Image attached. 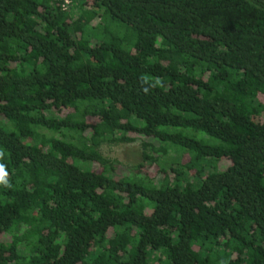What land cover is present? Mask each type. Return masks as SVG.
<instances>
[{
	"label": "trees",
	"instance_id": "obj_1",
	"mask_svg": "<svg viewBox=\"0 0 264 264\" xmlns=\"http://www.w3.org/2000/svg\"><path fill=\"white\" fill-rule=\"evenodd\" d=\"M0 151V264H264V0H0Z\"/></svg>",
	"mask_w": 264,
	"mask_h": 264
},
{
	"label": "rangeland",
	"instance_id": "obj_2",
	"mask_svg": "<svg viewBox=\"0 0 264 264\" xmlns=\"http://www.w3.org/2000/svg\"><path fill=\"white\" fill-rule=\"evenodd\" d=\"M102 153L120 165L119 171L128 172L129 169L144 163L143 148L140 141L134 144L106 145L102 147ZM149 166V164H145L143 170L147 171L148 169L151 175H156L158 169L154 166V168H149Z\"/></svg>",
	"mask_w": 264,
	"mask_h": 264
},
{
	"label": "clouds",
	"instance_id": "obj_3",
	"mask_svg": "<svg viewBox=\"0 0 264 264\" xmlns=\"http://www.w3.org/2000/svg\"><path fill=\"white\" fill-rule=\"evenodd\" d=\"M4 156L3 151H0V159H2ZM8 172L5 167V165L0 164V186H3L4 188L8 189L11 188L12 185L8 180Z\"/></svg>",
	"mask_w": 264,
	"mask_h": 264
},
{
	"label": "built area",
	"instance_id": "obj_4",
	"mask_svg": "<svg viewBox=\"0 0 264 264\" xmlns=\"http://www.w3.org/2000/svg\"><path fill=\"white\" fill-rule=\"evenodd\" d=\"M61 8L63 11H67L72 4V0H60Z\"/></svg>",
	"mask_w": 264,
	"mask_h": 264
}]
</instances>
